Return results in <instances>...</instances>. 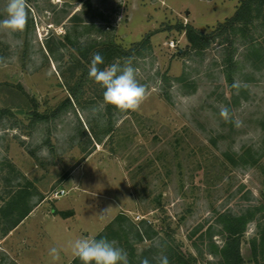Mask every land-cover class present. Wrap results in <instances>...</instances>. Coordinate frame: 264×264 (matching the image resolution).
<instances>
[{
  "label": "rangeland",
  "instance_id": "374dc122",
  "mask_svg": "<svg viewBox=\"0 0 264 264\" xmlns=\"http://www.w3.org/2000/svg\"><path fill=\"white\" fill-rule=\"evenodd\" d=\"M84 1L25 0L24 28L0 29V264H70L71 242L96 238L119 215L154 233L137 244L131 233L111 238L128 261L131 247L137 255L154 244L164 249L159 257L169 258L170 248L190 264H221L216 251L227 234L217 218L226 210H251L240 250L244 264H256L251 243L264 230L263 30L195 52L177 27L209 34L241 0H90L87 8ZM6 4L0 0V19ZM110 40L129 53L115 63L130 61L145 86L133 110L99 108L92 54L76 50Z\"/></svg>",
  "mask_w": 264,
  "mask_h": 264
},
{
  "label": "trees",
  "instance_id": "16d2710c",
  "mask_svg": "<svg viewBox=\"0 0 264 264\" xmlns=\"http://www.w3.org/2000/svg\"><path fill=\"white\" fill-rule=\"evenodd\" d=\"M83 5L86 8L90 7V0L84 1ZM77 18L78 16L76 14L71 17L73 20H77ZM89 26L90 27L88 30L95 26L94 22L90 23ZM250 27L261 28L264 32V0H241L233 16L226 19L222 24H219L213 30V32L209 34L201 33L189 25L184 27L179 25L177 28L180 33L183 32L185 34L188 42V50L201 52L207 49L211 43L217 39L221 40V45L228 44L230 47H232V39L234 40L237 36L245 35ZM64 39L70 42V44H73L70 41L69 33L65 34ZM73 47L75 46L73 45ZM250 48L254 52L256 51V49H254V45H251ZM76 50L85 59H87L88 55L92 54L93 56V54L98 52L103 58V64L98 65V67H105L115 63L118 60H123L129 57L128 51L122 49L119 45H116L112 40L103 42L100 45L93 41L88 44L87 48L84 50H82L80 46L79 48L77 47ZM232 60V56H230V59L228 60L230 65H233ZM227 80L229 83H233V78L231 76L227 75ZM72 96L74 98L77 97L76 93L73 92ZM36 116L39 117L38 115ZM39 119H41V117H39ZM29 212L26 211L23 214L21 213L19 218H16L12 221L7 220V232L15 229L23 221V219L28 216ZM251 219V210L243 214H233L231 211L226 210L218 216L217 223L225 230L227 234L224 245L216 251V255L220 258L221 264H244L240 250V238L243 236L246 224H248ZM126 221L127 219L124 215H119L95 239H100L103 237L111 240V238H115L121 235V233L124 234L123 236L128 239V235L131 233L134 236V244L141 243L145 240H153L154 233L151 231L150 227H145V222L135 225L128 221V224H124ZM114 226H117L118 229L113 230ZM259 228L261 229V225ZM151 232L153 233V236L151 235ZM251 248L255 263L264 264V262L261 263L258 260V253L260 252L264 254V230H261L258 237L252 241ZM163 251L164 249L161 251L159 247H155V245L152 244L149 248L143 249L139 254L136 255V249L131 247L132 259L128 261V264H141V261L144 259H147L149 264H159L160 257L157 252ZM153 252H156L157 255H153ZM168 252L170 253L168 264H190V259L185 257L182 253H180V251H173L169 248ZM70 264H80V261L78 258H75Z\"/></svg>",
  "mask_w": 264,
  "mask_h": 264
},
{
  "label": "clouds",
  "instance_id": "9594fccd",
  "mask_svg": "<svg viewBox=\"0 0 264 264\" xmlns=\"http://www.w3.org/2000/svg\"><path fill=\"white\" fill-rule=\"evenodd\" d=\"M27 21L25 0H7L5 16L0 19V29L9 34L21 31ZM102 56L93 54L88 75L102 89V100L99 108L111 107L117 112L135 109L143 100L145 86L137 80L136 69L128 61L123 65L112 63L105 67ZM95 111V109H94ZM72 254L80 264H128L127 252L114 240L106 238H77L70 244ZM53 259L57 258V249H49ZM141 264H149L147 259ZM159 264H168L167 256H161Z\"/></svg>",
  "mask_w": 264,
  "mask_h": 264
},
{
  "label": "built area",
  "instance_id": "2783aa9c",
  "mask_svg": "<svg viewBox=\"0 0 264 264\" xmlns=\"http://www.w3.org/2000/svg\"><path fill=\"white\" fill-rule=\"evenodd\" d=\"M171 46H172V47L175 46L174 42L171 43ZM65 193H66V192H65L64 190H61V191H59L56 195H57V196H59V195H62V196H63V195H65Z\"/></svg>",
  "mask_w": 264,
  "mask_h": 264
},
{
  "label": "crops",
  "instance_id": "0c3cea01",
  "mask_svg": "<svg viewBox=\"0 0 264 264\" xmlns=\"http://www.w3.org/2000/svg\"><path fill=\"white\" fill-rule=\"evenodd\" d=\"M30 215H31V217H32V215H33V211L30 213ZM28 216H29V215H28ZM28 216H27V217H28ZM27 217H26V218H27ZM31 217H30V218H31Z\"/></svg>",
  "mask_w": 264,
  "mask_h": 264
}]
</instances>
